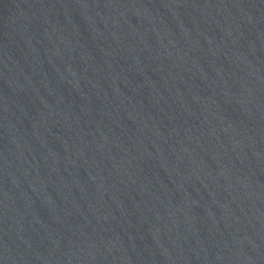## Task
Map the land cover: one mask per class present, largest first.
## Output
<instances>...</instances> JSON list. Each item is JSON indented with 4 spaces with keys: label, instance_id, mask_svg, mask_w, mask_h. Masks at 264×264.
<instances>
[{
    "label": "water",
    "instance_id": "95a60500",
    "mask_svg": "<svg viewBox=\"0 0 264 264\" xmlns=\"http://www.w3.org/2000/svg\"><path fill=\"white\" fill-rule=\"evenodd\" d=\"M231 264H264V0H143Z\"/></svg>",
    "mask_w": 264,
    "mask_h": 264
}]
</instances>
